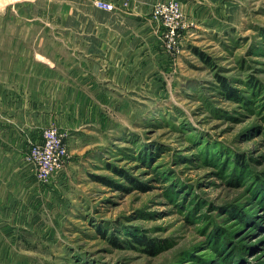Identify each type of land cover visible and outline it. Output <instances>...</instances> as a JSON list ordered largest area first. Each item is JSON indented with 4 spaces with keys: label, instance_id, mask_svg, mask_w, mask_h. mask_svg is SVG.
<instances>
[{
    "label": "rangeland",
    "instance_id": "374dc122",
    "mask_svg": "<svg viewBox=\"0 0 264 264\" xmlns=\"http://www.w3.org/2000/svg\"><path fill=\"white\" fill-rule=\"evenodd\" d=\"M167 1L183 18L170 41L152 11L151 88L83 109L74 126L89 127L48 181L26 153L35 176L0 223V264H264V0L153 10ZM50 127L67 138L51 124L30 144Z\"/></svg>",
    "mask_w": 264,
    "mask_h": 264
},
{
    "label": "crops",
    "instance_id": "0c3cea01",
    "mask_svg": "<svg viewBox=\"0 0 264 264\" xmlns=\"http://www.w3.org/2000/svg\"><path fill=\"white\" fill-rule=\"evenodd\" d=\"M21 1H0L7 15L0 38V223L10 221L11 205L25 201L35 176L25 155L44 127H65L70 142L89 127L75 129V121L90 119V111L102 115L103 94L151 88L164 63L152 17L160 0H104L114 11L96 7L97 0H43L40 7L39 0ZM69 92L77 97L67 105Z\"/></svg>",
    "mask_w": 264,
    "mask_h": 264
},
{
    "label": "built area",
    "instance_id": "2783aa9c",
    "mask_svg": "<svg viewBox=\"0 0 264 264\" xmlns=\"http://www.w3.org/2000/svg\"><path fill=\"white\" fill-rule=\"evenodd\" d=\"M95 6L106 11L116 8L113 2L104 0L95 1ZM153 15L166 26V38L174 41L183 18L180 5L173 1L160 2L155 5ZM66 155L64 135L56 127H50L45 131L41 144H30L27 160L34 165L39 181L45 182L62 168Z\"/></svg>",
    "mask_w": 264,
    "mask_h": 264
},
{
    "label": "trees",
    "instance_id": "16d2710c",
    "mask_svg": "<svg viewBox=\"0 0 264 264\" xmlns=\"http://www.w3.org/2000/svg\"><path fill=\"white\" fill-rule=\"evenodd\" d=\"M221 80H222V78H221ZM143 244H147V245H148L149 242H147L146 240H144V241H143Z\"/></svg>",
    "mask_w": 264,
    "mask_h": 264
}]
</instances>
